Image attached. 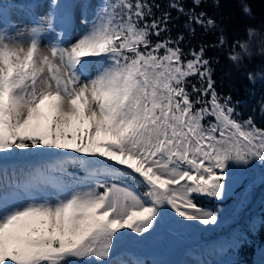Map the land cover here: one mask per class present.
I'll list each match as a JSON object with an SVG mask.
<instances>
[{
    "label": "snow or ice",
    "instance_id": "6c2138e0",
    "mask_svg": "<svg viewBox=\"0 0 264 264\" xmlns=\"http://www.w3.org/2000/svg\"><path fill=\"white\" fill-rule=\"evenodd\" d=\"M13 2L27 8L25 0ZM192 2L199 7L201 0ZM5 7L0 4V264H113L124 230L143 239L166 214L178 225H218V211L199 199L223 202L239 179L233 165L264 166V128L252 117L238 120L231 98L218 94L205 47L185 58L182 35L154 42L169 31L171 16H156L160 5L149 0H102L68 46L70 4L50 0V11L33 13L23 31H13ZM169 7L188 16L193 35L195 25L215 26L203 11L185 12L175 0ZM48 32L56 38L45 50L41 34ZM256 35L249 28L248 39L236 45L242 51L229 59L239 62ZM191 78L199 85L189 90ZM36 158L56 163L31 167L22 181L7 179V161ZM67 163L85 175L67 173ZM49 184L57 188L54 197L36 194Z\"/></svg>",
    "mask_w": 264,
    "mask_h": 264
},
{
    "label": "trees",
    "instance_id": "16d2710c",
    "mask_svg": "<svg viewBox=\"0 0 264 264\" xmlns=\"http://www.w3.org/2000/svg\"><path fill=\"white\" fill-rule=\"evenodd\" d=\"M152 4H159V9L153 8L156 16H160L163 12H168L171 16L169 23V31L162 33L160 37L153 36L152 40L171 38L177 39L182 35L183 40L180 46L184 50L186 57L192 49H199L205 47V58L211 61L213 69L212 78L215 82V88L221 97H230L232 106L235 108L236 118L238 120H246L249 117L254 119L256 125L264 128V0H201L199 7H194L192 0H175L176 3L183 6L185 12L191 11L195 14L201 11L207 14V17L214 19V27H200L195 25L194 35L186 27L188 16L178 12L175 8H170L169 4L173 0H149ZM244 6L250 8V13H245L242 9ZM252 28L257 34L250 43L249 51L242 54L239 62H234L229 59L231 54L241 52L237 47V42H244L248 39L247 30ZM223 37V43H220V37ZM255 74V80H250L248 74ZM196 83L199 85L197 78H191L190 84ZM55 158H45L43 160H53ZM16 161H24L23 163H38L41 159H18L10 160L6 163H14ZM56 161V160H55ZM73 173L77 175L85 174L84 170L79 167L70 166ZM255 174L252 178L247 175L243 187L238 190L235 196L224 202L208 201L200 198L201 205L212 207L217 210L221 216V220L229 216H236L243 220L242 226L246 238L239 246L238 263L252 264V259L256 251L262 250L264 253V166L254 164ZM259 171V173L256 172ZM257 179L258 184H253ZM249 189V192H244ZM144 189L141 188L140 191ZM252 196L255 199L252 200ZM244 200L245 206L235 209L239 206V201ZM230 205H235L230 211L223 213L221 209ZM165 222V221H164ZM166 223V222H165ZM241 228V227H238ZM242 229V228H241ZM128 234L119 240L115 245L112 256L117 252L121 244H126L129 240L135 239L138 241H149V235L138 239L137 234L127 231ZM182 236V234H181ZM181 244L183 249L190 252L194 239L183 240ZM183 241V242H182ZM124 242V243H123ZM167 256L171 257V252ZM179 256L176 255V258ZM150 264H165L162 261L161 255L148 256Z\"/></svg>",
    "mask_w": 264,
    "mask_h": 264
},
{
    "label": "rangeland",
    "instance_id": "374dc122",
    "mask_svg": "<svg viewBox=\"0 0 264 264\" xmlns=\"http://www.w3.org/2000/svg\"><path fill=\"white\" fill-rule=\"evenodd\" d=\"M25 2L27 3V8H23L20 3L13 2V0H3L0 2V4L6 5L5 11L10 16L12 23L16 26L13 31H23L26 26H31L33 22V13L36 17H40L46 15L50 11V0H25ZM61 2L68 3L72 6L69 12L71 24L67 28V32L63 38L65 42L64 46H68L69 43L75 42V40L78 39L85 31V25L82 23L83 17L87 16L89 19H92L93 14L99 11V8L102 5V0H61ZM55 31L60 32V27H56ZM55 38V33H42L41 47H47L55 40ZM232 167L233 175L239 174L249 176L251 175L250 170H252L253 173L250 178H252L255 174V169H253L254 165L247 169H243L240 166L235 165ZM256 172L259 173L257 170ZM254 184H258L257 179L253 181L252 185ZM248 190L249 189H246L244 192H249ZM36 194H46L49 197H54L57 194V188L49 184ZM254 199L255 196H252V200ZM245 204L246 203L244 200H240L239 206L235 207V209L238 210V208L245 206ZM234 206L235 205H230L221 210L223 213H226ZM238 220L240 219L236 216H229L228 218L221 220V222L216 226H184L175 224L166 214L161 223L158 224L161 225V227L159 226L158 230L152 231L149 234V241H147V244L141 243L139 244V247H137L135 239H131L125 245H132L135 250L140 248V251L145 255L146 258L147 255H161L162 261L165 264H211L208 258H211V260H214L217 263L230 264L233 262L231 257L233 254L235 264H241L237 262V246L240 244L242 239V232L244 231L242 223L244 221L242 220L239 223ZM163 221L166 222V225L162 227L164 224ZM239 226H241L242 229L238 228ZM124 231L127 235L128 230ZM165 232H167V234ZM214 232L218 233L219 235L215 236L214 238H210L209 236ZM224 235L227 236L225 239L223 238ZM180 238L183 240L200 239V243L204 244L205 247H197V249H194L195 247H193L191 254H187V251L183 249ZM122 239L123 238L120 240ZM170 252L172 254V258L168 259L167 256H170L168 255ZM114 254L117 256L113 259L114 262H112L119 264V253L117 252ZM178 254L179 256L176 258V255ZM138 261L140 260L138 259ZM252 264H264V253L262 250L256 251L254 258L252 259Z\"/></svg>",
    "mask_w": 264,
    "mask_h": 264
},
{
    "label": "water",
    "instance_id": "95a60500",
    "mask_svg": "<svg viewBox=\"0 0 264 264\" xmlns=\"http://www.w3.org/2000/svg\"><path fill=\"white\" fill-rule=\"evenodd\" d=\"M236 177H238L239 179H238L237 183H235L233 185V188H232L231 193L228 195V197L225 200H227L228 198H230L231 196H233L235 190H237L242 185V183L244 181V177L243 176H236Z\"/></svg>",
    "mask_w": 264,
    "mask_h": 264
},
{
    "label": "bare ground",
    "instance_id": "6f19581e",
    "mask_svg": "<svg viewBox=\"0 0 264 264\" xmlns=\"http://www.w3.org/2000/svg\"><path fill=\"white\" fill-rule=\"evenodd\" d=\"M42 48H45V50H46L47 47H42Z\"/></svg>",
    "mask_w": 264,
    "mask_h": 264
}]
</instances>
